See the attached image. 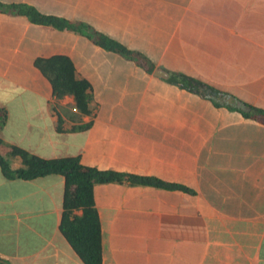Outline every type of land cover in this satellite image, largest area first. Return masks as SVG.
I'll return each instance as SVG.
<instances>
[{"label":"crops","instance_id":"1","mask_svg":"<svg viewBox=\"0 0 264 264\" xmlns=\"http://www.w3.org/2000/svg\"><path fill=\"white\" fill-rule=\"evenodd\" d=\"M0 1L83 21L154 64L148 72L86 34L0 11V153L10 167L22 158L2 150L15 145L122 173L93 186L98 264H264V0ZM58 53L90 82L91 113L54 96L33 64ZM175 72L204 81L208 95L169 81ZM20 95L11 120L8 101ZM64 182L0 165L2 264H88L60 227Z\"/></svg>","mask_w":264,"mask_h":264},{"label":"trees","instance_id":"2","mask_svg":"<svg viewBox=\"0 0 264 264\" xmlns=\"http://www.w3.org/2000/svg\"><path fill=\"white\" fill-rule=\"evenodd\" d=\"M0 11L24 15L31 22L50 25L60 30L86 34L95 44L133 59L148 72L153 69L154 64L140 51L126 47L108 35L90 28L83 21L44 13L35 6L23 2L0 1ZM33 64L49 80L54 96L59 98L70 94L78 110L86 114L92 112L91 102L94 98L92 86L84 76L76 71L69 56L60 53L37 56ZM168 80L202 96L208 95V86L205 82L193 76L175 72ZM214 103L215 105L220 104L216 100ZM257 114L264 117V109H257ZM4 118L5 110L0 108V121ZM9 152L12 155L21 156L22 166L12 169L6 157L0 153V165L7 176L31 178L54 172L64 175L61 230L86 263L98 264L101 261L100 226L93 201V186L97 182L119 180L122 173L82 164L78 156L43 158L15 145H11ZM128 177L132 182L162 183L158 179L144 176L130 175ZM75 209H81V213H75ZM2 263L3 260H0V264Z\"/></svg>","mask_w":264,"mask_h":264},{"label":"rangeland","instance_id":"3","mask_svg":"<svg viewBox=\"0 0 264 264\" xmlns=\"http://www.w3.org/2000/svg\"><path fill=\"white\" fill-rule=\"evenodd\" d=\"M22 97H23V95H20V96L15 97L13 100H9L8 101V104H9L10 109H11V120H13L17 116V114H18V110H17L18 104H17V101L19 99H21ZM1 147H3V144L1 145ZM10 147H11L10 145L9 146H5L2 151L4 153H8Z\"/></svg>","mask_w":264,"mask_h":264},{"label":"water","instance_id":"4","mask_svg":"<svg viewBox=\"0 0 264 264\" xmlns=\"http://www.w3.org/2000/svg\"><path fill=\"white\" fill-rule=\"evenodd\" d=\"M154 72H155V74H165V72H163L162 70H160V69H156V70H154Z\"/></svg>","mask_w":264,"mask_h":264}]
</instances>
